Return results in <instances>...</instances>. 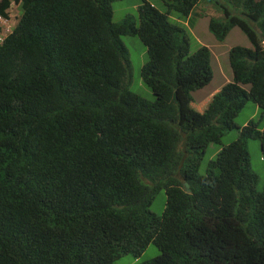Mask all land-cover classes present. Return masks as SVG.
<instances>
[{
    "label": "trees",
    "instance_id": "obj_1",
    "mask_svg": "<svg viewBox=\"0 0 264 264\" xmlns=\"http://www.w3.org/2000/svg\"><path fill=\"white\" fill-rule=\"evenodd\" d=\"M118 0H0L20 19L0 45V264H264V190L249 140L264 127L236 123L253 102L264 115V0H147L139 23H114ZM214 2L210 29L224 41L239 26L254 47L229 52L233 83L203 113L192 93L213 77L207 47L190 51L173 13ZM124 36L148 51L141 70L156 101L130 90ZM246 87H249L247 89ZM238 129L200 173L212 144ZM166 193L161 216L151 211Z\"/></svg>",
    "mask_w": 264,
    "mask_h": 264
},
{
    "label": "rangeland",
    "instance_id": "obj_2",
    "mask_svg": "<svg viewBox=\"0 0 264 264\" xmlns=\"http://www.w3.org/2000/svg\"><path fill=\"white\" fill-rule=\"evenodd\" d=\"M154 4L161 12H166V3L169 0H147ZM144 3V0H118L112 4L113 8V21L114 23L123 22L128 16L134 18L139 23L138 8ZM216 3H221L224 6L230 7L231 4L227 0H216ZM214 2H204L198 6L195 11L188 17L173 13L171 19L174 23L186 29L190 37V51L191 53L197 52L202 47H207L211 53V65L214 73L212 81L203 89L192 93L193 102L192 107L199 111L204 112L210 104L212 98L219 93L224 86L233 83V72L229 60V52L235 46H243L253 48L254 43L251 38L239 27H232L224 41H219L217 36L210 29V20L212 18L221 19L222 13L214 7ZM231 8V7H230ZM16 10H19L17 13ZM20 9L14 8L10 13L9 22L5 23L3 18L0 19V27L3 28V34L0 35V45L4 39L13 31L17 26L20 19ZM5 20V19H4ZM123 42L128 48L130 64H131V83L130 90L141 97L149 100L156 101V96L152 90L143 82L141 77V70L144 64L148 61V51L145 44L138 36H124ZM249 89V87H246ZM251 121H260V127H264V115L259 106L253 102H249L240 115L236 119L238 126L243 127ZM240 137L238 129H233L222 138L221 144H212L200 167V173L205 174L207 171L208 163L214 160L221 149L229 146L231 143L237 141ZM248 150L251 157V166L253 171L258 175L259 182L257 186L258 191L264 190V160L262 154L261 142L259 140H249ZM166 193L161 191L156 196V199L151 206V211L161 216L165 209ZM161 255L159 248L153 243L151 244L143 255L136 259L132 255H126L116 260L114 264H141L146 261L152 260Z\"/></svg>",
    "mask_w": 264,
    "mask_h": 264
},
{
    "label": "crops",
    "instance_id": "obj_3",
    "mask_svg": "<svg viewBox=\"0 0 264 264\" xmlns=\"http://www.w3.org/2000/svg\"><path fill=\"white\" fill-rule=\"evenodd\" d=\"M16 8H19V7L16 5ZM16 11H17V13H19V10H16ZM0 19H2V18L0 17ZM3 21H4L5 23L9 22V20H4V19H3ZM3 31H4V30H3L2 26H1V27H0V35L3 34Z\"/></svg>",
    "mask_w": 264,
    "mask_h": 264
},
{
    "label": "clouds",
    "instance_id": "obj_4",
    "mask_svg": "<svg viewBox=\"0 0 264 264\" xmlns=\"http://www.w3.org/2000/svg\"><path fill=\"white\" fill-rule=\"evenodd\" d=\"M3 19H4V18H3ZM5 20H7V19H5ZM211 101H212V100H211ZM191 105H192V104H191ZM207 108H208V107H207ZM206 110H207V109H206ZM206 110H205V111H206ZM196 111H197V110H196ZM201 113H203V112H201Z\"/></svg>",
    "mask_w": 264,
    "mask_h": 264
}]
</instances>
